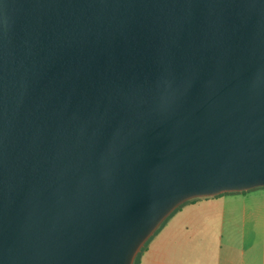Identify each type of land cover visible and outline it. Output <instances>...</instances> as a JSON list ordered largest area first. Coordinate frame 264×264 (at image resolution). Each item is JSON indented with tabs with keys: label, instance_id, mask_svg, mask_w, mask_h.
Masks as SVG:
<instances>
[{
	"label": "water",
	"instance_id": "95a60500",
	"mask_svg": "<svg viewBox=\"0 0 264 264\" xmlns=\"http://www.w3.org/2000/svg\"><path fill=\"white\" fill-rule=\"evenodd\" d=\"M259 187L264 0H0V264H135Z\"/></svg>",
	"mask_w": 264,
	"mask_h": 264
},
{
	"label": "crops",
	"instance_id": "0c3cea01",
	"mask_svg": "<svg viewBox=\"0 0 264 264\" xmlns=\"http://www.w3.org/2000/svg\"><path fill=\"white\" fill-rule=\"evenodd\" d=\"M135 264H264V187L186 202Z\"/></svg>",
	"mask_w": 264,
	"mask_h": 264
},
{
	"label": "trees",
	"instance_id": "16d2710c",
	"mask_svg": "<svg viewBox=\"0 0 264 264\" xmlns=\"http://www.w3.org/2000/svg\"><path fill=\"white\" fill-rule=\"evenodd\" d=\"M185 204H186V203H185ZM183 205H184V204H183ZM183 205H181L180 207H178V208H177V209H176V210H175V211H174V212H173V213H172V214L166 219V221L162 224L161 228H162V227L168 222V220L170 219V217H171L174 213H176L178 210H180V209L182 208ZM161 228H160V229H161ZM160 229H159V230H160ZM159 230H158V231H159ZM158 231H157V232H158ZM157 232H156V233H157ZM156 233H155V234H156ZM155 234H154V235H155ZM154 235H153V236H154ZM153 236H152V237H153ZM152 237H151V238H152ZM151 238H150V240H151ZM150 240H149V241H150ZM149 241H148V242H149ZM148 242H147V243L144 245V247L141 249V251H140V253L138 254V257H137V259H136V262H137V260H139L140 256L142 255L143 251L145 250V248H146Z\"/></svg>",
	"mask_w": 264,
	"mask_h": 264
}]
</instances>
